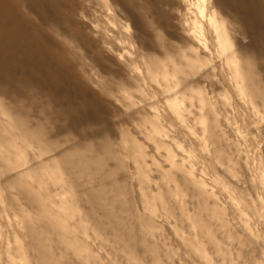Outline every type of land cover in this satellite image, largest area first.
<instances>
[{"label": "rangeland", "instance_id": "1", "mask_svg": "<svg viewBox=\"0 0 264 264\" xmlns=\"http://www.w3.org/2000/svg\"><path fill=\"white\" fill-rule=\"evenodd\" d=\"M242 60L264 0H0V264H264Z\"/></svg>", "mask_w": 264, "mask_h": 264}, {"label": "bare ground", "instance_id": "2", "mask_svg": "<svg viewBox=\"0 0 264 264\" xmlns=\"http://www.w3.org/2000/svg\"><path fill=\"white\" fill-rule=\"evenodd\" d=\"M213 28L215 31H218L217 27H215V25H213ZM223 40H224V44H226L227 43L226 37H224ZM234 58H235L234 55H232V53H231V54L225 56L224 61H226L227 63H232L233 65H235V59ZM242 61L245 62V60H242ZM242 61L241 62L239 61V62L243 63ZM246 62L243 65L242 69L240 68L241 70L240 69L238 70L237 67H235L236 65L234 66L235 67L234 69H237V70H233L234 73H233L231 78L235 84V87H237L239 92L242 94H248L251 98H260L261 100L264 101V92L261 90L262 88L260 89L259 87H257L258 84H255L254 77H253L254 72L250 71L251 70L250 65H249V63H246ZM240 85H242L241 88H239Z\"/></svg>", "mask_w": 264, "mask_h": 264}]
</instances>
